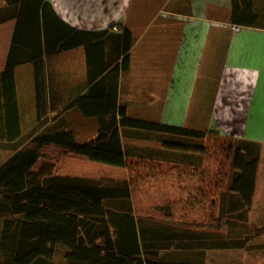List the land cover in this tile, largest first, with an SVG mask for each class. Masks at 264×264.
Returning <instances> with one entry per match:
<instances>
[{
  "label": "trees",
  "instance_id": "16d2710c",
  "mask_svg": "<svg viewBox=\"0 0 264 264\" xmlns=\"http://www.w3.org/2000/svg\"><path fill=\"white\" fill-rule=\"evenodd\" d=\"M5 2L7 20L17 19V27L0 74V149L14 151L0 166V264H206L211 251H264V241L257 239L264 237V222L251 234L222 232L223 226L233 230L248 224L260 164L256 146L231 143L229 172L216 177L204 169L211 157L207 142L214 134L132 117L119 104L120 75L130 69L134 46L129 30L117 34L113 25L100 32L80 31L58 16L50 18L54 11L45 0ZM31 20L34 32L23 39ZM77 48L87 53L90 91L70 107L99 124L97 136L87 142H79L62 121L47 124L44 58ZM27 63L35 66L40 125L24 140L15 74ZM51 147L65 157H84L130 175L142 166L167 165L180 177L200 180L199 194L204 201L213 199L218 218L187 226L175 223L169 207L165 218H139L127 179L59 175L55 165L48 172L36 171L43 151Z\"/></svg>",
  "mask_w": 264,
  "mask_h": 264
},
{
  "label": "crops",
  "instance_id": "0c3cea01",
  "mask_svg": "<svg viewBox=\"0 0 264 264\" xmlns=\"http://www.w3.org/2000/svg\"><path fill=\"white\" fill-rule=\"evenodd\" d=\"M45 1L54 11L50 18L58 16L77 30L94 32L117 24L115 33L125 29L132 33L130 69L121 73L119 81V104L132 117L230 136L256 146L264 163V0ZM152 6L157 9L149 18L147 9ZM6 8L5 0H0V74L7 66L17 27V19L7 20ZM34 22L24 26L23 39L32 35ZM232 26L240 30L233 31ZM141 46L144 58L138 60L135 51ZM44 61L47 124L62 121L77 140L94 139L97 119L70 107L89 95L85 48ZM15 77L25 140L40 125L34 64L18 67ZM260 165L257 188L260 178L263 193Z\"/></svg>",
  "mask_w": 264,
  "mask_h": 264
},
{
  "label": "rangeland",
  "instance_id": "374dc122",
  "mask_svg": "<svg viewBox=\"0 0 264 264\" xmlns=\"http://www.w3.org/2000/svg\"><path fill=\"white\" fill-rule=\"evenodd\" d=\"M152 6L147 9V14L151 18L153 10ZM114 25V24H113ZM111 25V26H113ZM117 25V24H116ZM110 28V27H108ZM106 29L94 32L105 31ZM142 46L135 51V57L140 60L144 58L142 55ZM204 66L207 65V59H210L209 53L206 56ZM205 77V75L203 74ZM198 96L194 104L198 102ZM192 104L191 114H194ZM199 104V103H197ZM201 130V129H200ZM213 134V133H211ZM81 139H79V142ZM235 139L230 136L214 134L209 138L207 145L211 150V157H207L205 170L216 174V177L223 176L229 172V163L227 162L226 151ZM23 143L17 144L20 147ZM27 144V143H26ZM29 144V143H28ZM27 144V145H28ZM14 151L2 147L0 149V166L4 164ZM44 158L40 160L35 170H44L48 172L50 166L55 165L56 173L59 175L76 176L77 178L89 180H111L118 181L127 179L132 186L133 204L135 214L139 218H155L162 219L169 211L175 223L185 224L187 226L193 224L207 225L214 218H218V210L212 209L213 199L203 200L200 196L201 182L194 177H180L176 170H172L167 165L155 166L153 168L142 166L135 170L133 174H129L126 169L116 168L105 164L91 162L80 156L65 157L64 153L56 148H48L43 151ZM261 159V157H259ZM260 174L264 172V163L260 160ZM49 168V169H48ZM174 171V172H173ZM152 176V177H151ZM179 176V177H178ZM261 186L260 178L258 180V188L255 197L253 210L249 216L246 226L237 227L236 229L227 226L222 227V232L227 233L233 231V234H251L253 229L259 227L264 222V190ZM218 203V198L216 199ZM264 241V237L257 238ZM63 257V252L58 254V260ZM206 264H264V251L247 252V251H211L207 254Z\"/></svg>",
  "mask_w": 264,
  "mask_h": 264
},
{
  "label": "built area",
  "instance_id": "2783aa9c",
  "mask_svg": "<svg viewBox=\"0 0 264 264\" xmlns=\"http://www.w3.org/2000/svg\"><path fill=\"white\" fill-rule=\"evenodd\" d=\"M232 30L237 32V31H239V30H240V27H237V26H232Z\"/></svg>",
  "mask_w": 264,
  "mask_h": 264
}]
</instances>
